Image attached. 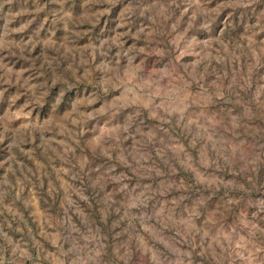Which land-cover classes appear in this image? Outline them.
<instances>
[{"label": "rangeland", "instance_id": "1", "mask_svg": "<svg viewBox=\"0 0 264 264\" xmlns=\"http://www.w3.org/2000/svg\"><path fill=\"white\" fill-rule=\"evenodd\" d=\"M0 264H264V0H0Z\"/></svg>", "mask_w": 264, "mask_h": 264}]
</instances>
